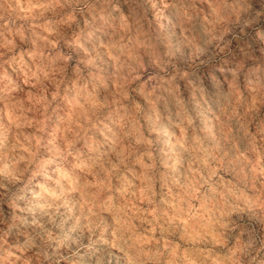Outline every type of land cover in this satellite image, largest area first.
<instances>
[{"label": "rangeland", "instance_id": "obj_1", "mask_svg": "<svg viewBox=\"0 0 264 264\" xmlns=\"http://www.w3.org/2000/svg\"><path fill=\"white\" fill-rule=\"evenodd\" d=\"M0 264H264V0H0Z\"/></svg>", "mask_w": 264, "mask_h": 264}]
</instances>
